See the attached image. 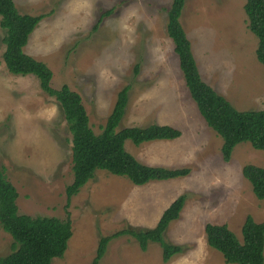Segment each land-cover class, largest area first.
<instances>
[{"label":"rangeland","instance_id":"1","mask_svg":"<svg viewBox=\"0 0 264 264\" xmlns=\"http://www.w3.org/2000/svg\"><path fill=\"white\" fill-rule=\"evenodd\" d=\"M13 1L20 13H48L24 51L48 65L53 89L67 84L80 94L95 133L117 93L130 85L117 129L157 123L172 125L181 134L139 145L126 140V151L145 165L189 168L185 176L141 185L96 170L67 200L65 188L73 179L71 134L61 108L40 90L35 75L7 70L0 27V166L17 190L19 213L69 215L72 236L64 255L51 264H90L102 236L154 227L182 193L184 206L163 232L164 240L180 245L181 252L163 262L158 243L149 242L142 251L124 235L109 242L98 264H233L208 245L204 226L226 224L241 239L246 215L264 221V199L255 197L242 174L248 163L264 167V150L241 142L228 161L222 158V138L190 96L166 31L171 0ZM244 3L185 0L180 22L201 78L236 109L264 110V68L256 58L258 39L247 28ZM11 244L0 226V256L11 251Z\"/></svg>","mask_w":264,"mask_h":264},{"label":"trees","instance_id":"2","mask_svg":"<svg viewBox=\"0 0 264 264\" xmlns=\"http://www.w3.org/2000/svg\"><path fill=\"white\" fill-rule=\"evenodd\" d=\"M184 2L171 0L166 11V31L172 40L190 96L207 125L222 138V158L228 161L234 147L241 142L264 150V110L236 109L201 78L190 40L180 22ZM243 10L247 28L258 39L255 54L264 68V0H245ZM45 15L48 13H20L13 0H0V27L4 30L2 59L12 74L35 75L40 90L54 97L61 108L71 134L73 179L65 188L67 200L94 177L96 170L125 176L137 185L153 179L165 180L188 174L187 167L169 169L142 164L126 151V140L139 145L156 139H174L181 134L172 125L157 123L117 129L125 113L130 85L122 87L117 93L114 106L98 133L89 124L87 111L78 92L69 90L67 84L57 89L51 87V69L45 62L24 51L29 35ZM242 174L250 183L255 197L264 199V167L248 163L242 167ZM17 197L15 186L7 179L3 166H0V226L12 238L11 251L0 256V264H51L53 258H61L72 236L69 215L60 219L19 213ZM185 199L186 195L182 193L171 201L152 228H123L102 236L90 264H98L109 242L124 235L131 236L142 251L147 249L149 242L158 243L162 261H168L171 256L181 252L182 247L166 242L163 232L172 220L178 218ZM204 232L208 245L219 251L227 263L264 264V221L257 222L251 215H246L240 229L241 239L226 224L208 222Z\"/></svg>","mask_w":264,"mask_h":264}]
</instances>
